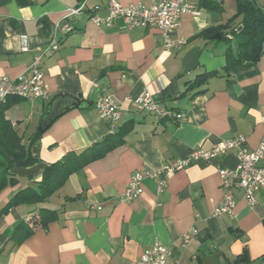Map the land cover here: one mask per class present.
<instances>
[{
    "label": "crops",
    "instance_id": "0c3cea01",
    "mask_svg": "<svg viewBox=\"0 0 264 264\" xmlns=\"http://www.w3.org/2000/svg\"><path fill=\"white\" fill-rule=\"evenodd\" d=\"M83 1L0 0V76H19L35 54L59 41L58 50L41 63L48 95L11 98L5 109L23 143L29 145L56 96L89 104L61 115L30 146L36 163L9 171L0 191V264H132L155 241L169 246L168 264L174 259L179 264H264V187L254 204L235 189L233 214L213 216L224 193L219 169L237 166L234 151L192 161L168 179L161 194L156 181L146 177L138 198L122 200L137 171L161 169L194 149H210L238 135L246 137L250 149L264 140V54L256 63L226 70V42L201 35L208 28L237 27L242 18L232 19L237 0H194L201 14L182 16L175 36L187 43L170 50L156 29H128L120 21L108 27L90 19L96 5L119 1L150 7L154 0H87L86 11L67 16ZM254 1L264 9V0ZM65 21L71 32L59 25ZM21 34L28 36L30 51L21 50ZM194 46L201 49L199 65L183 73V57ZM205 72L216 74L188 89L187 83ZM146 91L185 119H158L141 110L134 100ZM101 95L120 105L115 131L124 130V141L72 172L43 203L3 212L18 191L40 184L48 166L111 135L109 122L95 108ZM40 208L56 211L47 227L41 225ZM24 226L34 232L18 242L13 235ZM191 228L195 232L184 244L182 235Z\"/></svg>",
    "mask_w": 264,
    "mask_h": 264
},
{
    "label": "built area",
    "instance_id": "2783aa9c",
    "mask_svg": "<svg viewBox=\"0 0 264 264\" xmlns=\"http://www.w3.org/2000/svg\"><path fill=\"white\" fill-rule=\"evenodd\" d=\"M87 8V0H84L78 7L69 8L67 16L80 14ZM103 11L105 13H102ZM91 12L90 19L98 25L113 27L116 21H120L122 26L128 29L142 27L158 30L163 36L164 48L167 50L187 43L186 39L175 36L182 16L186 13L195 16L201 14V10L194 0H154L150 7L142 3L123 4L119 1H111L104 6H94ZM59 25L67 32L73 30V26L69 22L65 21ZM20 40L21 50L30 51L28 36L21 34ZM58 48L59 41L54 40L34 55L29 67L19 76L15 78L6 75L0 76V105L12 96L24 99L46 97L48 85L41 69V63L46 55L58 50ZM134 102L141 110L154 114L158 119H169L176 122L185 119L183 112L167 107L161 99L148 91L138 96ZM95 108L99 116L109 122L110 133L113 134L122 117L120 105L115 102L111 95H101L95 102ZM228 151L236 153L238 164L233 169H219L224 193L218 207L213 212V216L233 214L237 204L235 189H242L244 199L249 204H254L257 202V192L264 187V140L256 148L250 149L246 137L238 135L216 143L210 149H194L188 157L174 159L165 163L161 169L137 171L132 175L122 194V200L132 201L138 198L144 192L143 180L146 177L156 181L157 193L161 194L167 186L168 179L177 171L189 166L192 161L211 159ZM97 208L101 209V206H97ZM194 232L195 230L191 228L182 235L184 244L190 240ZM172 257L173 254L169 246L160 241H155L132 264H168L169 258ZM172 264H179V262L174 259Z\"/></svg>",
    "mask_w": 264,
    "mask_h": 264
},
{
    "label": "trees",
    "instance_id": "16d2710c",
    "mask_svg": "<svg viewBox=\"0 0 264 264\" xmlns=\"http://www.w3.org/2000/svg\"><path fill=\"white\" fill-rule=\"evenodd\" d=\"M242 17L239 25L231 30L227 26L218 28H208L201 35L208 41H225L227 44L225 57V69L229 70L235 65H250L256 63L264 54V9L254 0H237V10L233 20ZM231 19V21H232ZM230 23V22H229ZM220 34L221 38L214 36ZM216 72H205L198 75L194 80L187 83L188 89H192L205 82ZM12 96L5 103L0 105V191L5 187L9 171L15 167H25L36 163L37 158L31 153L30 146L39 140L44 133L39 129L29 138V145L23 143V138L16 127L5 116V109ZM124 141V130L118 129L103 141L98 142L92 148L81 153L69 152L63 158L50 166L44 172L43 178L37 187H29L18 191L2 210L7 211L12 206L18 204L35 205L43 203L57 190H59L69 175L82 168L86 164L103 157L106 153L114 149ZM96 145H100L96 149ZM41 225L47 227L53 221L56 211L40 208ZM34 228L24 226L13 238L20 242L32 235Z\"/></svg>",
    "mask_w": 264,
    "mask_h": 264
},
{
    "label": "water",
    "instance_id": "95a60500",
    "mask_svg": "<svg viewBox=\"0 0 264 264\" xmlns=\"http://www.w3.org/2000/svg\"><path fill=\"white\" fill-rule=\"evenodd\" d=\"M215 38L220 39L221 35L216 34ZM201 55V49L197 46L190 48L184 55L182 60V66L184 68L183 73H189L195 70L199 65V58ZM89 104L78 98L68 95H58L51 100L47 107V111L43 116L38 129L41 132H45L51 127V125L64 113L74 108H85Z\"/></svg>",
    "mask_w": 264,
    "mask_h": 264
},
{
    "label": "rangeland",
    "instance_id": "374dc122",
    "mask_svg": "<svg viewBox=\"0 0 264 264\" xmlns=\"http://www.w3.org/2000/svg\"><path fill=\"white\" fill-rule=\"evenodd\" d=\"M224 43V42H223ZM227 45V44H226Z\"/></svg>",
    "mask_w": 264,
    "mask_h": 264
}]
</instances>
